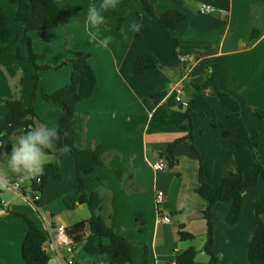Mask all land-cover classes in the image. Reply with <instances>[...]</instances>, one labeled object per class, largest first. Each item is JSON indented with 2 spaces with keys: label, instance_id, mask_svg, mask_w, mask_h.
<instances>
[{
  "label": "crops",
  "instance_id": "obj_1",
  "mask_svg": "<svg viewBox=\"0 0 264 264\" xmlns=\"http://www.w3.org/2000/svg\"><path fill=\"white\" fill-rule=\"evenodd\" d=\"M149 1L157 11L185 12L186 20L171 32L179 43L180 63L174 55L173 41L155 21L144 18L142 7L135 0H119L115 10L104 13L102 35L113 37L106 49L88 42L84 24L88 7L100 0H57L63 10L58 27L31 32L29 37L40 65H55L68 57L63 50L65 39L73 51L90 55L88 63L95 72L96 87L91 97L75 107L74 139L81 149H101L105 163L89 176L87 193L99 195L100 215L107 226L132 244V264H176V255L188 248L196 250L194 264H209L203 252V211L207 203L195 191L199 158L187 138L191 130L199 156L213 161L208 181L211 186L228 172L247 175L256 159L264 165V121L254 113L264 109V0ZM203 5L210 6L213 12L199 14ZM0 7L14 40L20 29L14 22L16 8L9 0H0ZM256 16L258 36L250 40ZM133 21L141 24L138 32L131 31ZM15 43L19 45H11ZM11 45L7 53L0 55V98L16 97L27 103L33 89V72L26 61L16 59V47ZM146 52L166 68L134 75L135 60ZM70 74V65L58 71L40 72L39 86L51 94L69 83ZM178 84L186 104L182 110L172 90ZM192 85L206 93L195 92ZM220 91L239 103L240 116L223 127H213L214 120H223L230 113L216 98ZM0 108L6 114V109ZM186 108L190 109V130L180 128ZM34 111L39 118L35 127L57 128V107L38 99ZM253 131L257 133V149L251 140ZM178 140L173 166L154 171L152 165L159 160L166 162L167 146ZM58 167L59 178L48 180L40 194L38 212L21 193L28 206L25 209L1 198L4 209L0 210V264H24L20 246L26 225L12 213L30 216L40 229L41 217L65 228L89 218L86 207L77 202L74 159L65 149L58 156ZM0 171L4 173L0 179L19 180L2 161ZM116 171L121 172L120 177ZM21 184L24 194L31 191L29 181ZM262 190L264 181L260 179L242 191V211L235 225L227 226L221 221L229 204L212 208L213 252L219 264H250L249 239L261 220L254 215L253 202ZM158 192L164 194L159 210L155 204ZM160 213L170 217L168 225L158 222ZM180 231L194 239H179ZM61 242L72 245L73 264H102L82 249L83 241L75 243L66 234ZM45 249L49 264H57L50 245Z\"/></svg>",
  "mask_w": 264,
  "mask_h": 264
},
{
  "label": "trees",
  "instance_id": "obj_2",
  "mask_svg": "<svg viewBox=\"0 0 264 264\" xmlns=\"http://www.w3.org/2000/svg\"><path fill=\"white\" fill-rule=\"evenodd\" d=\"M135 1L141 5L144 18L155 21L166 32L168 39L173 41L174 55L180 63L181 60L178 57L179 43L171 36V32L186 20L185 12L177 9L161 12L157 11L149 0ZM9 3L16 8L14 22L20 26V29L15 39L12 40L11 30L6 25L5 11L0 7V55L7 53L12 43L18 42L15 57L18 60L26 61L33 68V89L27 103L21 102L16 97L11 99L0 98V106L6 109L4 124L0 129V142L3 143L0 152H10L13 138L35 127L34 121L39 120V118L34 111V104L38 99L57 107L59 109V119L56 129L61 135L57 147L61 150H67L74 159L77 202L79 205H84L89 213L87 220L69 226L66 228V233L74 238L75 243L83 241L82 249L87 254L92 255L96 263L132 264V244L107 226L100 215L102 201L99 195L97 193H87L89 176L96 167L103 166L105 163L101 149L98 146L94 149H81L74 139L75 107L81 101L91 97L96 87V75L88 63L90 55L83 51H73L69 48L65 39L63 50L68 57L55 65L38 64L39 56L34 52L29 33L57 28L63 16V10L58 5L57 0H9ZM120 21L121 19L118 20V26ZM258 26L259 18L256 16L252 23L250 40L258 36ZM135 37L138 38L139 34L136 33ZM24 50L26 54L23 53ZM67 65L71 66L69 83L51 94L44 93L39 86V73L58 71ZM165 68L166 66L160 63L154 55L146 52L140 54L135 60L133 74L139 76L149 70L160 71ZM192 86L195 92L206 93L205 90H200L197 85ZM214 91L215 89L211 90V93L213 94ZM216 98L220 105L229 110L230 113L223 120H214L212 126L223 127L236 121L240 116L239 103L226 92H217ZM178 106L180 110L184 107L180 103ZM254 113L259 120L264 121V109L255 110ZM183 116L184 121L180 128L192 129L189 108L184 110ZM224 134L226 135V132ZM256 138L257 133L253 131L251 140L255 149H257ZM187 139L192 142V149L199 158L198 187L195 191L207 203V207L203 211L206 222L203 252L209 258V264H219L213 252L214 221L212 208L221 204H229L230 209L221 221L227 226L235 225L242 211V191L255 185L260 179L264 181V165L261 164L259 159H256L253 161L247 175L228 172L214 186H211L208 181L212 177L213 161L211 159L204 160L199 156L193 145L191 130ZM179 142L178 140L167 146L166 162L169 167L174 164V148ZM237 145L241 147L244 146V143H237ZM60 151L54 154L55 161H58ZM58 170V162L45 165L43 175L29 181L30 193L37 192L41 194L48 180L59 178ZM116 173L118 177L121 176V172L116 171ZM20 193L25 196L22 189ZM3 209L4 206L0 197V210ZM253 211L254 215L261 220L249 239L247 258L250 264H264V190L253 202ZM12 215L21 218L26 225L25 236L20 246L21 258L24 264H48L50 257L44 248V244L48 242L47 233L40 229L30 216L20 213H12ZM85 233H87L86 236H84ZM178 236L181 240L194 239L192 235L182 231L178 233ZM195 256L196 250L188 248L176 255L175 262L176 264H194Z\"/></svg>",
  "mask_w": 264,
  "mask_h": 264
},
{
  "label": "clouds",
  "instance_id": "obj_3",
  "mask_svg": "<svg viewBox=\"0 0 264 264\" xmlns=\"http://www.w3.org/2000/svg\"><path fill=\"white\" fill-rule=\"evenodd\" d=\"M119 0H100L99 4H92L87 9L84 21L87 40L97 48H108L113 37L102 35V26L106 24L104 13L115 10ZM131 31L138 32L141 24L131 22ZM123 31V30H122ZM61 139L55 127L36 126L18 135L11 146V151L0 152V161L6 164L7 170L16 175L21 183L36 179L43 175L45 165L58 162L54 154L60 151L57 142ZM3 143L0 142V148ZM4 173L0 171V175ZM6 187L0 182V188ZM107 259V257H105Z\"/></svg>",
  "mask_w": 264,
  "mask_h": 264
},
{
  "label": "built area",
  "instance_id": "obj_4",
  "mask_svg": "<svg viewBox=\"0 0 264 264\" xmlns=\"http://www.w3.org/2000/svg\"><path fill=\"white\" fill-rule=\"evenodd\" d=\"M199 14H210L213 12V9L210 6L203 5L199 9ZM183 60V59H182ZM176 85L172 90L176 92V102L186 106L185 102L181 99V91ZM154 171H164L170 169L167 162L163 160H159L155 164L152 165ZM0 182H5L7 186L12 188L14 191H21V182L19 180L15 182L7 183L5 179H0ZM27 203L34 207V209L38 212L39 210V200L40 194L37 192H31L29 196H24ZM164 194L163 192H158L155 196V204L158 206L163 202ZM159 213V212H158ZM158 222L162 225H168L170 223V217L168 215L158 214ZM42 227L41 229L47 233L48 243L50 248L52 249V253L54 255V259L57 264H73L74 260L72 257L73 248L70 243L63 244L61 239L66 236V228L62 225H53L50 221H48L45 217H41Z\"/></svg>",
  "mask_w": 264,
  "mask_h": 264
},
{
  "label": "rangeland",
  "instance_id": "obj_5",
  "mask_svg": "<svg viewBox=\"0 0 264 264\" xmlns=\"http://www.w3.org/2000/svg\"><path fill=\"white\" fill-rule=\"evenodd\" d=\"M16 45H17V43H15L11 46L17 47L18 45L17 46ZM14 47H13V50L15 49ZM25 65L30 67L32 69V72H33V68L31 66H29L28 64H25ZM4 116H5V110L0 108V129L4 124ZM36 121H39V120H35L34 122L36 123ZM220 169H221V166H220ZM8 180H11V179H8ZM8 180L6 182L10 183L11 181L9 182ZM25 185L26 184H24L23 186H25ZM29 194H30V191L27 190V193L25 194V196L27 197V196H29ZM0 197L3 200L11 202V204L17 205L18 207L20 206L21 209H25L26 207H28L27 204L25 202H23V198H22L20 192L14 191L12 188H10L7 185L4 188H0ZM84 209H85L84 210L85 213H88L87 209L86 208H84Z\"/></svg>",
  "mask_w": 264,
  "mask_h": 264
},
{
  "label": "water",
  "instance_id": "obj_6",
  "mask_svg": "<svg viewBox=\"0 0 264 264\" xmlns=\"http://www.w3.org/2000/svg\"><path fill=\"white\" fill-rule=\"evenodd\" d=\"M48 242H46L45 244H44V247L46 248L47 246H48ZM50 261V260H49ZM48 264H49V262H48Z\"/></svg>",
  "mask_w": 264,
  "mask_h": 264
}]
</instances>
